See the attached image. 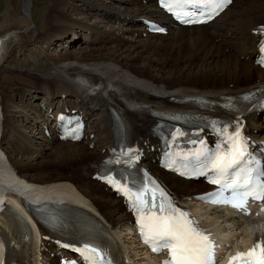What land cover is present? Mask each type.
<instances>
[{
    "label": "bare ground",
    "instance_id": "1",
    "mask_svg": "<svg viewBox=\"0 0 264 264\" xmlns=\"http://www.w3.org/2000/svg\"><path fill=\"white\" fill-rule=\"evenodd\" d=\"M32 2L25 0L21 15L0 23V264H23L12 255L20 245L14 237L21 227L16 215L27 200L64 203L91 217L98 213L106 229L116 234L120 264H154L157 258L145 254L132 232V216L122 199L97 179L103 159L125 131L141 149V164L150 175L166 184L188 210L201 213L206 230L230 236L225 252L264 247L263 218L202 204L197 195L211 187L161 169L154 134V111L206 113L176 100H221L226 93L264 83V69L255 64L264 35V0H233L208 24L191 27L175 25L156 0H50V28L37 29L30 40L17 43L18 49L29 50L30 41L71 43L85 34L90 43L49 53L54 66L43 76L18 73L14 76L25 80L22 84L6 83V63L15 57L13 34L30 28ZM147 18L166 23L168 33H149ZM70 109L86 117V137L80 142L61 141L55 128L58 114ZM112 109L125 116L126 123L115 122ZM245 120L248 136L257 144L264 141L261 116L252 113ZM14 169L26 183L17 180ZM93 219L98 225V217ZM30 233L25 264H59L65 252L56 235L46 229Z\"/></svg>",
    "mask_w": 264,
    "mask_h": 264
},
{
    "label": "rangeland",
    "instance_id": "2",
    "mask_svg": "<svg viewBox=\"0 0 264 264\" xmlns=\"http://www.w3.org/2000/svg\"><path fill=\"white\" fill-rule=\"evenodd\" d=\"M24 3L25 0H0V23L2 24L3 21L11 16L15 17L16 14L17 16L21 15L24 11ZM48 4H50V0H33L31 3V7H33V15H28L31 19L30 28L24 27L25 29L23 28L22 30H17V32L13 34V36H15L14 40L16 44V48L13 50L15 57H11L9 63H6L9 73L7 75L6 83H16L17 80L18 83L22 84L25 80L16 79L14 76L18 73H24L21 76H43L44 74L49 73L54 66L52 59L49 57V53L57 54L58 52L65 51L68 48L80 49L82 45H88L90 43L87 42V34H85L81 37H75L71 43H58L57 46H49L45 43H35L30 41L31 45L29 46V50L20 51V49H18V42H22L26 39L30 40V37L37 31V29L44 32L50 28V26L47 25L46 19ZM122 24H124V26H128L125 25L126 23ZM1 34L3 35L4 33ZM76 39L78 41H76ZM25 79L29 78L26 76Z\"/></svg>",
    "mask_w": 264,
    "mask_h": 264
}]
</instances>
